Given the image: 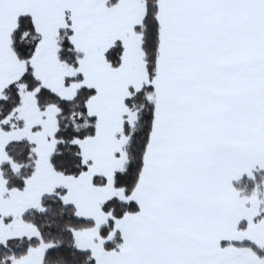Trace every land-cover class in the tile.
<instances>
[{
    "label": "snow or ice",
    "instance_id": "snow-or-ice-1",
    "mask_svg": "<svg viewBox=\"0 0 264 264\" xmlns=\"http://www.w3.org/2000/svg\"><path fill=\"white\" fill-rule=\"evenodd\" d=\"M264 264V0H0V264Z\"/></svg>",
    "mask_w": 264,
    "mask_h": 264
},
{
    "label": "trees",
    "instance_id": "trees-1",
    "mask_svg": "<svg viewBox=\"0 0 264 264\" xmlns=\"http://www.w3.org/2000/svg\"><path fill=\"white\" fill-rule=\"evenodd\" d=\"M49 264H64L62 257H56L50 260Z\"/></svg>",
    "mask_w": 264,
    "mask_h": 264
}]
</instances>
